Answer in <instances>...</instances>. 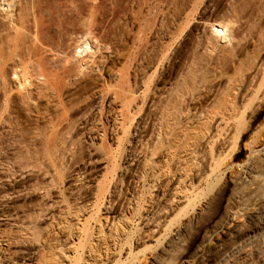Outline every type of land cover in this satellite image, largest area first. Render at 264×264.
Segmentation results:
<instances>
[{
	"label": "rangeland",
	"instance_id": "rangeland-1",
	"mask_svg": "<svg viewBox=\"0 0 264 264\" xmlns=\"http://www.w3.org/2000/svg\"><path fill=\"white\" fill-rule=\"evenodd\" d=\"M262 144L264 0H0V264H264Z\"/></svg>",
	"mask_w": 264,
	"mask_h": 264
},
{
	"label": "bare ground",
	"instance_id": "bare-ground-1",
	"mask_svg": "<svg viewBox=\"0 0 264 264\" xmlns=\"http://www.w3.org/2000/svg\"><path fill=\"white\" fill-rule=\"evenodd\" d=\"M4 4V3H2ZM7 4V3H6ZM10 6V5H9ZM3 10V9H2ZM5 10V9H4ZM9 14V13H8ZM10 17V16H9ZM225 26V25H224ZM218 28V27H217ZM216 32H218V29H215ZM220 33H222V31H219ZM218 32V33H219ZM222 37V36H221ZM227 37V36H226ZM77 39V38H76ZM75 39V40H76ZM85 39H87L84 35H79L78 39H77V48L75 50L76 51L79 48L82 49H86L87 48V43L85 42ZM92 50V49H91ZM90 50V51H91ZM93 53V52H92ZM92 55V54H91ZM59 56V55H58ZM61 56V55H60ZM73 61V60H72ZM234 185L236 187H243L246 189V194L243 197H240V203H239V209L240 212L247 215L251 224L253 226L256 227H261L262 229L264 228V144H262L259 149H257L254 153V157L252 159L247 160L240 168L239 171V176L238 178L235 180ZM233 216L237 215V213H232ZM239 215V213H238ZM86 230V229H85ZM247 230H249V226L248 224L243 222H239L235 225H233V227H231L230 229H228L225 233V238L227 237H232V235L234 234H244L245 232H247ZM80 231V230H79ZM85 233V232H84ZM179 233V230H175L173 232L172 235H169V237L167 238V245L169 244H173L175 243L174 240V236H176ZM81 236V235H80ZM87 236V234H86ZM74 237V236H73ZM81 238V237H80ZM79 238V239H80ZM87 238V237H86ZM73 239V238H72ZM94 239V238H93ZM86 240V239H84ZM56 241V240H55ZM78 241H81L78 240ZM88 241V240H87ZM92 241V240H91ZM176 241V240H175ZM82 242V241H81ZM9 243V242H8ZM80 243V242H78ZM72 244V243H71ZM81 244V248H82V243ZM77 245V244H75ZM106 245V244H105ZM112 245V244H111ZM73 246V245H72ZM79 246V244L77 245ZM85 246V245H84ZM95 246V245H94ZM64 247V246H63ZM74 247V246H73ZM98 247V246H97ZM107 247H109L107 245ZM48 248V247H47ZM66 248V247H65ZM79 248V247H78ZM76 247V249H78ZM84 248V247H83ZM93 248V247H92ZM91 247L87 250L84 251V254L82 253L83 256H86L87 259L85 260V264H101L100 261H97L95 254V250L92 249ZM95 248V247H94ZM104 248V246H103ZM216 248V247H215ZM219 248V246H218ZM72 249V247H71ZM64 250V249H63ZM75 252L76 250L73 249ZM80 250V249H79ZM83 251V249H81ZM80 250V251H81ZM109 248L105 249L104 254H103V258L105 261L108 260V257L110 256L109 254ZM219 250V249H218ZM68 251V250H67ZM66 251V252H67ZM70 252V250H69ZM53 253V252H52ZM64 253V251H63ZM62 253V254H63ZM72 253V252H71ZM78 253V250H77ZM99 253V252H98ZM97 253V254H98ZM102 253V251H101ZM79 254V253H78ZM100 254V253H99ZM67 255V254H66ZM59 256V255H58ZM77 256V255H76ZM75 256V257H76ZM78 256H81V254H79ZM101 256V255H98ZM66 257V256H65ZM73 257V255L71 256ZM73 257V259L75 258ZM102 257V256H101ZM55 258V257H54ZM68 258V257H66ZM66 258H62V260H60V263L56 264H63V262L67 261L65 260ZM84 257H80V259L82 260ZM32 259V258H31ZM58 259V258H57ZM71 259V258H70ZM78 259V260H76ZM75 259V264H82L81 261H79V257ZM43 260V259H42ZM59 260V259H58ZM69 260V259H68ZM84 260H82V262H84ZM204 260V256L201 255L200 256V261ZM53 261V260H52ZM51 261V262H52ZM49 262V261H48ZM70 263V261H69ZM74 263V261H73ZM107 263V262H106ZM6 264V263H5ZM40 264V263H39ZM105 264V263H102ZM154 264H165V261L163 259H159L155 261Z\"/></svg>",
	"mask_w": 264,
	"mask_h": 264
}]
</instances>
